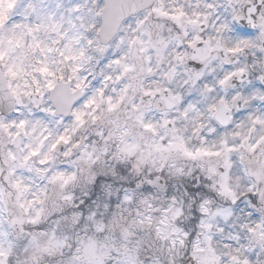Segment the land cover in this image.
<instances>
[{"label":"clouds","instance_id":"obj_1","mask_svg":"<svg viewBox=\"0 0 264 264\" xmlns=\"http://www.w3.org/2000/svg\"><path fill=\"white\" fill-rule=\"evenodd\" d=\"M0 264H264V0H0Z\"/></svg>","mask_w":264,"mask_h":264}]
</instances>
